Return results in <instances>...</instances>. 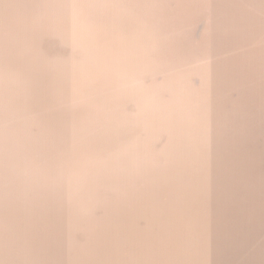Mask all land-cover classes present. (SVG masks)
I'll list each match as a JSON object with an SVG mask.
<instances>
[{"label": "rangeland", "instance_id": "obj_1", "mask_svg": "<svg viewBox=\"0 0 264 264\" xmlns=\"http://www.w3.org/2000/svg\"><path fill=\"white\" fill-rule=\"evenodd\" d=\"M200 16L192 0H0V264L214 258L221 233L262 260L264 188L220 187L229 149L195 120L226 110L240 44Z\"/></svg>", "mask_w": 264, "mask_h": 264}, {"label": "crops", "instance_id": "obj_2", "mask_svg": "<svg viewBox=\"0 0 264 264\" xmlns=\"http://www.w3.org/2000/svg\"><path fill=\"white\" fill-rule=\"evenodd\" d=\"M192 2L194 10L201 13L199 23H230L223 25L225 37H233V41L240 44L238 61L232 65L236 71L228 73L240 76L239 83L232 84L228 90L226 110L218 111V117L212 118L211 123L201 116L195 118L199 119V124L216 125L214 138L223 141L222 146L229 149L224 150L221 157L218 153L215 161L221 166L217 177L221 178L220 187L232 184L242 188H264V0ZM252 77L256 80L251 81ZM228 105L230 109L227 111ZM203 138L204 135L200 134L199 139ZM245 236L221 233L218 239L222 247L213 250L214 258H202L200 252V259L170 260L169 264H264V253L262 260L256 261L247 254L250 248L239 247L249 244L243 239ZM262 240L259 250L264 252V236ZM250 243H255V240ZM7 264L47 263L24 261Z\"/></svg>", "mask_w": 264, "mask_h": 264}]
</instances>
